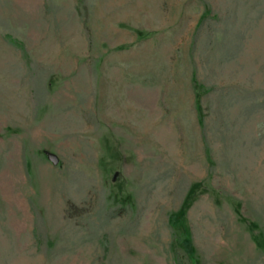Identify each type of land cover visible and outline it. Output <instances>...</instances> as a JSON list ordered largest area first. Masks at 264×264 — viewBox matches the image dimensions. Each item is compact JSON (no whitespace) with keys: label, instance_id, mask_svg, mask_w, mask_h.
Returning a JSON list of instances; mask_svg holds the SVG:
<instances>
[{"label":"rangeland","instance_id":"1","mask_svg":"<svg viewBox=\"0 0 264 264\" xmlns=\"http://www.w3.org/2000/svg\"><path fill=\"white\" fill-rule=\"evenodd\" d=\"M0 264H264V0H0Z\"/></svg>","mask_w":264,"mask_h":264},{"label":"trees","instance_id":"2","mask_svg":"<svg viewBox=\"0 0 264 264\" xmlns=\"http://www.w3.org/2000/svg\"><path fill=\"white\" fill-rule=\"evenodd\" d=\"M13 43H15V40H12ZM179 238V243L182 245V248L186 251L187 254H191V247H190V241L186 240L185 238L178 237Z\"/></svg>","mask_w":264,"mask_h":264}]
</instances>
